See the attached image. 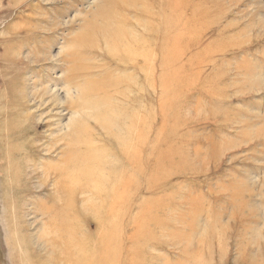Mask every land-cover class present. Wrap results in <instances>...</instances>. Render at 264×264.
Listing matches in <instances>:
<instances>
[{"label": "rangeland", "instance_id": "1", "mask_svg": "<svg viewBox=\"0 0 264 264\" xmlns=\"http://www.w3.org/2000/svg\"><path fill=\"white\" fill-rule=\"evenodd\" d=\"M0 264H264V0H0Z\"/></svg>", "mask_w": 264, "mask_h": 264}, {"label": "bare ground", "instance_id": "2", "mask_svg": "<svg viewBox=\"0 0 264 264\" xmlns=\"http://www.w3.org/2000/svg\"><path fill=\"white\" fill-rule=\"evenodd\" d=\"M62 158H63V157H62ZM62 161H63V160H62ZM67 170H68V169H67ZM64 171H65V170H64ZM71 171H72V170H71ZM76 172H77V174H78L79 171L77 170ZM61 173H62V172H61ZM67 173H68V172H67ZM68 175H69V173H68Z\"/></svg>", "mask_w": 264, "mask_h": 264}]
</instances>
